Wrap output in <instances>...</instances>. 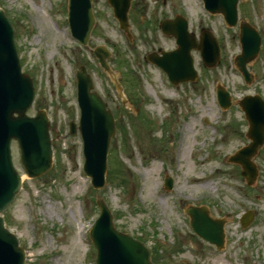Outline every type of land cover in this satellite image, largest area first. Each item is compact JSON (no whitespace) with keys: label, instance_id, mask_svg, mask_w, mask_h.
<instances>
[{"label":"rangeland","instance_id":"obj_1","mask_svg":"<svg viewBox=\"0 0 264 264\" xmlns=\"http://www.w3.org/2000/svg\"><path fill=\"white\" fill-rule=\"evenodd\" d=\"M201 3L132 0L129 40L108 0H94L96 24L83 46L66 32L67 0H0L14 20L23 70L37 89L29 114L48 111L55 152L53 167L31 178L18 143L12 144L24 182L5 213L27 252L25 264H95L96 249L86 236L100 212L98 199L108 204L119 229L156 248V264H264V145L255 156L259 174L250 186L241 167L228 160L250 142L237 101L247 94L264 98V44L249 64L253 80L247 84L234 61L241 50L239 28L228 26L220 14L204 12ZM247 8L245 16L264 29V0L248 1ZM177 13L188 18L198 38L203 27L211 28L222 50L213 68L193 50L198 79L174 86L145 56L176 47L175 37L164 35L159 24ZM99 44L113 51L109 62L115 75L100 66L93 52ZM80 65L93 75L116 118L106 183L99 189L83 170L80 133H70V123L80 116L75 77ZM218 84L233 96L226 111L217 101ZM167 175L174 181L170 190ZM191 205L207 206L211 216L225 220L221 250L192 230L185 212ZM247 211L253 219L244 227L241 217Z\"/></svg>","mask_w":264,"mask_h":264},{"label":"water","instance_id":"obj_2","mask_svg":"<svg viewBox=\"0 0 264 264\" xmlns=\"http://www.w3.org/2000/svg\"><path fill=\"white\" fill-rule=\"evenodd\" d=\"M115 9L121 24L128 28V10L131 0H109ZM211 11L225 14L230 24H235L237 0H206ZM92 0H70L69 15L74 35L84 44L88 42L94 25L91 9ZM163 30L177 38L178 49L165 52L159 57L152 53L148 59L162 66L173 82L196 80L197 71L191 56L192 48H198L205 65L213 67L220 60V48L215 37L207 30L202 32L198 44L194 34L189 33L186 21L177 16L174 20L162 22ZM241 41L243 53L236 58L237 65L245 74L248 82L252 75L246 65L254 59L259 51L258 33L243 25ZM95 53L101 65L111 73L107 62L110 52L104 46H98ZM94 85L84 66L78 72V102L81 107L79 126L71 123V133L80 130L84 141L86 157L85 171L92 177L96 188L105 184L107 155L111 137L115 134V118L99 93L92 91ZM221 103L231 104L229 93L218 89ZM35 88L32 78L22 73L14 43V27L4 11L0 9V212L4 211L14 200L22 186V179L16 171L11 157V140L16 138L21 146L22 162L29 176L37 177L47 172L52 166V147L49 133V118L44 110L35 117L27 115L33 103ZM249 121L248 136L252 142L239 150L230 160L239 163L242 174L252 184L258 174L252 158L264 144V101L259 95H248L239 101ZM17 114V115H15ZM172 181L168 180V187ZM100 216L91 231V238L98 249V264H154L151 251L140 240L119 231L113 223L112 214L105 202L99 201ZM191 225L202 238L222 248L225 242L224 220L212 218L206 207H190ZM251 214L246 213L242 224L251 221ZM25 250L19 246L18 238L5 228L4 218L0 216V264H24Z\"/></svg>","mask_w":264,"mask_h":264},{"label":"flooded vegetation","instance_id":"obj_3","mask_svg":"<svg viewBox=\"0 0 264 264\" xmlns=\"http://www.w3.org/2000/svg\"><path fill=\"white\" fill-rule=\"evenodd\" d=\"M248 1H250V0H240L239 10H240V15H243L244 19L250 20L249 16H245L246 10H248V8H247ZM245 7H246V10H245ZM248 13H249V11H248Z\"/></svg>","mask_w":264,"mask_h":264},{"label":"bare ground","instance_id":"obj_4","mask_svg":"<svg viewBox=\"0 0 264 264\" xmlns=\"http://www.w3.org/2000/svg\"><path fill=\"white\" fill-rule=\"evenodd\" d=\"M24 177H25V176H24ZM201 180H202V179H201L200 177H197V178H196V181H197V182H199V181H201Z\"/></svg>","mask_w":264,"mask_h":264},{"label":"trees","instance_id":"obj_5","mask_svg":"<svg viewBox=\"0 0 264 264\" xmlns=\"http://www.w3.org/2000/svg\"><path fill=\"white\" fill-rule=\"evenodd\" d=\"M154 250H155L154 253H156V251H157L156 248ZM155 260H156V257H155Z\"/></svg>","mask_w":264,"mask_h":264}]
</instances>
